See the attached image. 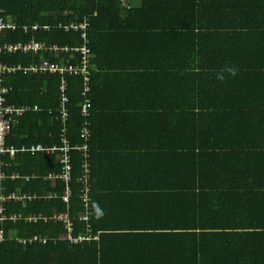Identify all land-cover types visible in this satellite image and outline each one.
I'll return each mask as SVG.
<instances>
[{"label":"crops","instance_id":"0c3cea01","mask_svg":"<svg viewBox=\"0 0 264 264\" xmlns=\"http://www.w3.org/2000/svg\"><path fill=\"white\" fill-rule=\"evenodd\" d=\"M142 1L120 0V24L106 28L95 46L90 39L89 182L94 232L90 238L95 240L92 247L75 250L74 260L76 264H264V228H230L225 225L239 223V217L215 216L218 196L209 194L220 191L197 177L205 152L193 147L199 139L192 138L188 148L181 137L163 136L167 117L168 127H175L181 122L178 113L192 111V99L203 103L200 116L233 114L224 123L233 129L241 126L247 113L263 114L259 98L264 91H257V84L263 80L264 67L251 58L206 61L191 55V48L184 50L189 56L184 59L159 57L153 51L161 47L156 41L164 29L143 26ZM207 28L205 36L211 40L223 32L219 26L207 24ZM29 52L24 53L27 62L39 54L58 56L57 52ZM74 55L68 50L64 60L56 61ZM229 67L235 69L234 75L227 71ZM218 74L224 79H217ZM178 92L190 99L176 103ZM258 120L255 128L261 132ZM19 122L7 137L14 135ZM245 139L253 144L252 150L257 140L264 146L261 138ZM251 219V226L264 223L261 216Z\"/></svg>","mask_w":264,"mask_h":264},{"label":"trees","instance_id":"16d2710c","mask_svg":"<svg viewBox=\"0 0 264 264\" xmlns=\"http://www.w3.org/2000/svg\"><path fill=\"white\" fill-rule=\"evenodd\" d=\"M142 2H144L143 26L164 29L156 41L161 43V47H155L153 51L159 53V57L176 55L177 59H184L189 57L184 50L191 48V55L193 53L199 57H206V61L221 57L251 58L261 63L257 66L264 67V0H208L207 3L204 0H143ZM122 14L123 7L120 6V0H0V16L14 25V28L1 30L0 42L13 43L41 39L40 41H46L48 45L57 44V47L68 48L80 45L84 39L81 35L85 33L84 35L89 37L94 45L95 42H99L96 38L105 34L106 28L114 29L120 24L119 19ZM80 21L86 22V26L82 30L78 28L79 32H76L77 28L71 25L78 24ZM207 24L223 28V32L219 34L220 37L211 40L207 35L205 36L209 30ZM34 25L39 26L36 28ZM45 27L48 28L42 29ZM88 45L91 53L90 40ZM67 52L68 50L57 52V58H54L52 54H39L34 59L38 61L44 56L47 60L51 57L53 58L51 61H60L67 57ZM74 56L69 59L78 61L80 54L76 52ZM0 58H4L3 60L7 62L26 63L28 55L18 51L12 54L4 52L0 54ZM88 71H90L89 68ZM65 75L67 82L65 92L68 97L66 106L69 110L66 122L67 139L69 138V142L71 141L73 145L81 140L78 130L82 118L79 116L78 103L81 101L84 79L81 74ZM90 78L89 75V81ZM59 79L60 76L54 73L38 75L20 71L9 77V84L13 89L8 93L7 100L25 105L26 109L18 117L20 122L12 131L14 135L6 137L8 141L6 145L21 146L33 142H43V144L57 142L60 129V118L56 111L60 94L57 88ZM257 85L259 89L257 91H264V77ZM181 87L178 85V89ZM179 94L176 103L180 98H184L185 102L190 99L188 95ZM259 99L264 103V97ZM192 101V111L178 113L177 119H181V122L176 123L175 127H168L167 117L164 121L163 136L165 138L181 137L188 148H191L192 138L199 139V143L193 147L203 149L205 152L202 153V160L198 162L197 177L200 180L206 179L203 182H209L205 186L220 191L217 194H209L210 197L218 196L215 216L239 217L240 222H247L225 225L226 227L264 228V223L251 226L252 217L264 218V146L257 143L259 142L257 140L256 148L252 150L253 144H248L245 139L256 137L264 142V113L261 114L262 112L259 111L247 113L244 117L248 124L244 120L239 129H233L231 124L228 126L224 124L228 119L234 118L233 114L208 112L200 116L203 103L198 99H192ZM184 118H186L185 122H183ZM257 120L261 125L260 129L263 130L261 132L255 128H258ZM89 144L90 140L88 142L90 150ZM216 149H220L219 152ZM245 154L249 155L245 156ZM81 156L78 150H72V195L68 202L54 195L47 199L42 197L48 193L53 194L55 191L59 193L63 188V181L60 179H44L48 173L59 171L56 153L19 152L11 161L10 167H14L10 169L15 170L20 177L3 181L4 191L0 193L5 195L14 193L16 196L26 194V196L4 201L6 215L19 213L20 216L14 220L5 218L0 222V229L4 236L0 240V264H76L74 251L82 247H92L91 242L95 240L92 238L77 242L69 241L65 237L67 230L63 223L53 217L55 212H66L71 222L73 236H85L88 233L87 225L93 227L90 182L88 209H86L80 197L81 186L77 181L81 174ZM88 159L90 162V151ZM31 174L37 177H32L29 181L25 180L24 177ZM163 179L165 177L160 179L159 184ZM34 194L37 197L27 198ZM86 213L88 221L82 218ZM37 215L46 217V220L38 218L36 221H29L27 219ZM199 226L202 227V225ZM92 233L94 232L90 233L91 236ZM33 234L44 236L46 241L25 243L18 241Z\"/></svg>","mask_w":264,"mask_h":264},{"label":"built area","instance_id":"2783aa9c","mask_svg":"<svg viewBox=\"0 0 264 264\" xmlns=\"http://www.w3.org/2000/svg\"><path fill=\"white\" fill-rule=\"evenodd\" d=\"M74 28H84L85 22H79L78 24L71 25ZM14 28V25L6 22L0 16V32L4 28ZM34 27H38L34 25ZM46 28V27H45ZM83 41L80 45L71 46L69 49L66 47H57L56 45H48L44 41L40 40H28L26 42H0V54L7 52H39V51H49V52H59L63 50H71L75 53L78 52L80 54V58L78 61H72L66 59L65 62L58 61H49L45 58H41L38 61L33 62H7L0 58V192L4 191V186L2 182L6 179H16L20 177V175L10 169L11 161L14 159V156L18 152H44L48 154L56 153L57 159L56 162L59 164V171L48 173L44 179H60L63 181V188L61 192H53V194L48 193L42 196L44 199H47L54 196L61 197L62 201L68 202L70 196L72 195V187H71V153L72 150H78L82 155L81 162V174L79 175L77 181L81 186L80 197L83 200L86 209H88L87 201L89 199V176H90V165L88 161L89 157V148L88 142L92 136V131L90 129V98H89V89H90V81H89V57H90V47L88 38L82 34ZM20 72H31L33 74L36 73H55L60 76L58 83V91H59V101L58 106L56 108L57 114L60 118V129L58 132V142L53 144H43L41 142H33L28 145L22 144L21 146H15L14 144L6 145V137L10 133L12 127L15 123L18 122V117L25 111V105L15 104L13 102H9L7 100V95L12 91V86L9 84V77L14 73ZM65 74L67 75H75L81 74L83 75L84 83L81 90V101L78 103V111L79 116H81V122L79 126V137L81 140L77 143L71 145L67 139V126L66 121L68 119V107L66 106L68 102V97L65 92L67 82L65 79ZM9 169V170H8ZM35 175L31 174V176H25L26 180L34 177ZM26 196V194H22L21 196H16L14 193H9L7 195L0 193V222L5 218L14 220L16 217H19V214H9L6 215L4 213V201L16 198L21 199V197ZM31 197H37L36 194L33 196H27L28 199ZM41 197V196H40ZM55 219L61 221L63 223L64 228L67 230L66 238L71 242H77L81 239L90 238L91 237V226L87 225V235H76L73 236L71 234V222L68 218L66 212H55ZM38 218H43L46 220V217H42L40 215L30 216L27 219L29 221H36ZM83 220L88 221L87 213L82 217ZM3 237V231L0 229V240ZM21 243L32 242V241H41L45 242L46 238L44 236H40L39 234H33L28 238L18 239Z\"/></svg>","mask_w":264,"mask_h":264},{"label":"bare ground","instance_id":"6f19581e","mask_svg":"<svg viewBox=\"0 0 264 264\" xmlns=\"http://www.w3.org/2000/svg\"><path fill=\"white\" fill-rule=\"evenodd\" d=\"M123 4H124V3H123ZM128 4H129V3H128ZM95 12H96V11H95ZM6 18H7V17H6ZM10 20H11V19H10ZM76 23H77V22H76ZM85 23H86V22H85ZM12 24H13V23H12ZM36 24H37V23H36ZM64 24H65V23H64ZM44 25H45V24H44ZM60 25H61V24H60ZM38 26H39V25H38ZM68 29H69V27H68ZM4 30H5V29H4ZM81 30H82V29H81ZM77 31H78V28H77L76 32H77ZM78 32H79V31H78ZM84 32H85V31H84ZM84 34H85V33H84ZM86 34H87V33H86ZM2 35H3V34H2ZM2 35H1V36H2ZM87 38L89 39V37H87ZM35 40H36V39H35ZM39 40H41V39H39ZM89 40H90V39H89ZM44 42H46V41H44ZM10 43H11V42H10ZM50 43H51V42H50ZM56 45H57V44H56ZM58 46H59V44H58ZM221 52H223V51H221ZM5 53H6V52H5ZM20 53H21V52H20ZM26 53H28V52H26ZM29 53H30V52H29ZM46 53H47V52H46ZM250 53H251V52H250ZM11 54H12V53H11ZM33 54H34V53H33ZM49 54H50V53H49ZM219 54H220V53H219ZM249 55H250V54H249ZM251 55H253V54H251ZM42 56H43V55H42ZM45 56H46V55H45ZM238 56H239V55H238ZM240 56H241V55H240ZM246 56H248V55H246ZM32 57H33V56H32ZM46 57H47V56H46ZM43 58H44V56H43ZM48 59H49V58H48ZM51 59H53V58L50 57L49 60L51 61ZM28 61H29V60H28ZM33 61H35L34 58H33ZM33 61H32V62H33ZM89 61H90V60H89ZM250 66H251V65H250ZM248 67H249V66H248ZM89 72H90V71H89ZM50 74H52V73H50ZM65 76H66V75H65ZM67 76H68V75H67ZM77 76H78V75H77ZM80 76H81V75H80ZM250 78H251V77H250ZM250 78H248V79H250ZM246 79H247V78H246ZM246 79H245V80H246ZM245 80H244V81H245ZM251 81H252V80H251ZM249 82H250V81L248 80L247 83H249ZM245 83H246V82H245ZM81 86H82V85H81ZM89 92H90V91H89ZM58 122H59V121H58ZM66 122H67V121H66ZM66 124H67V123H66ZM58 127H59V124H58ZM58 129H59V128H58ZM67 136H68V135H67ZM57 137H58V136H57ZM7 138H8V137H7ZM68 139H69V138H68ZM7 140H8V139H7ZM34 141H35V140H34ZM68 141H69V140H68ZM7 142H8V141H6V144H7ZM52 142H53V141H52ZM57 142H58V140H57ZM70 142H71V141H70ZM70 142H69V143H70ZM18 143H19V142H18ZM25 143H26V142H25ZM28 143H29V141H28ZM42 143H43V142H42ZM44 143L46 144L47 142H44ZM54 143H55V142H54ZM70 144H72V143H70ZM20 145H21V144H20ZM22 153H23V152H22ZM17 154H18V153H17ZM81 157H82V156H81ZM80 159H81V158H80ZM88 160H89V159H88ZM81 161H82V160H81ZM54 163H56V162H54ZM89 163H90V162H89ZM90 164H91V163H90ZM13 167H14V166H12V168H13ZM10 168H11V167H10ZM12 168H11V169H12ZM16 169H17V168H16ZM58 169H59V167H58ZM80 170H81V169H80ZM14 171H15V170H14ZM33 171H34V170H33ZM55 171H57V170H55ZM18 172H19V170H18ZM36 172H37V171H36ZM19 173H20V172H19ZM33 173H34V172H33ZM20 174H21V173H20ZM38 174H39V173H38ZM34 175H35V174H34ZM38 177H39V175H38ZM41 177H42V176H41ZM44 177H45V176H44ZM22 179H23V178H22ZM47 180H48V179H47ZM47 180H46V181H47ZM56 180H58V179H56ZM56 180H55V181H56ZM28 181H29V179H28ZM42 181H43V180H42ZM42 195H43V194H42ZM22 207H23V206H22ZM19 209H20V207H19ZM15 211H16V209H15ZM17 211H18V210H17ZM28 213H29V212H28ZM18 214H19V213H18ZM31 214H32V213H31ZM34 214H35V213H34ZM21 217H22V214H21ZM17 219H18V218H17ZM25 221H26V219H25ZM19 237H20V236H19ZM3 238H4V236H3Z\"/></svg>","mask_w":264,"mask_h":264},{"label":"clouds","instance_id":"9594fccd","mask_svg":"<svg viewBox=\"0 0 264 264\" xmlns=\"http://www.w3.org/2000/svg\"><path fill=\"white\" fill-rule=\"evenodd\" d=\"M227 71H228L230 74H232V75L235 74V69H234V68L229 67V68L227 69ZM217 79H219V80H223V79H224V75H223V74H218V75H217Z\"/></svg>","mask_w":264,"mask_h":264}]
</instances>
